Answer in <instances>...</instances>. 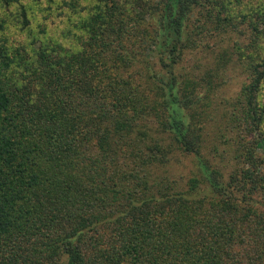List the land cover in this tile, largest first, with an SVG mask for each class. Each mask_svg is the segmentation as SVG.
<instances>
[{
  "label": "trees",
  "instance_id": "trees-1",
  "mask_svg": "<svg viewBox=\"0 0 264 264\" xmlns=\"http://www.w3.org/2000/svg\"><path fill=\"white\" fill-rule=\"evenodd\" d=\"M263 82L264 0H0V264H264Z\"/></svg>",
  "mask_w": 264,
  "mask_h": 264
},
{
  "label": "rangeland",
  "instance_id": "rangeland-1",
  "mask_svg": "<svg viewBox=\"0 0 264 264\" xmlns=\"http://www.w3.org/2000/svg\"><path fill=\"white\" fill-rule=\"evenodd\" d=\"M42 5L45 6L46 3ZM7 14L9 15V18L11 19L10 22L13 24V26H11V31L13 32V35H19L20 38H25L26 33L25 32L23 33L20 31L21 30L19 28L20 24L17 25L16 16L12 18L11 14L9 13ZM28 15L33 23L32 34L38 30V27H37L38 20L42 21V19H45L46 17H48L47 19L48 22L58 24V11L54 10L52 14L49 15V11H41L36 3L30 4ZM52 23L51 25L53 26ZM54 30L56 32L55 28ZM24 31H27V29H25ZM209 42H211V40ZM228 72H229L230 77H229V82H228L229 84H227L226 86L225 94L230 96V95H233L238 90L241 80L243 79V75L240 74V71L238 68L233 69L229 67ZM258 97L261 100V102L264 104V82L262 83ZM262 129L264 132V122L262 124Z\"/></svg>",
  "mask_w": 264,
  "mask_h": 264
}]
</instances>
